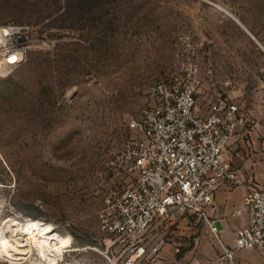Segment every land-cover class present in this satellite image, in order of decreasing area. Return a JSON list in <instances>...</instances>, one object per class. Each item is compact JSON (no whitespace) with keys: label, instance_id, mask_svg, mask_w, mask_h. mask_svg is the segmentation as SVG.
Instances as JSON below:
<instances>
[{"label":"rangeland","instance_id":"374dc122","mask_svg":"<svg viewBox=\"0 0 264 264\" xmlns=\"http://www.w3.org/2000/svg\"><path fill=\"white\" fill-rule=\"evenodd\" d=\"M7 25L35 42L0 81V239L35 219L69 236L58 256L20 264H115L127 250L99 213L161 79L197 69L200 103L241 99L227 155L264 189V0H0Z\"/></svg>","mask_w":264,"mask_h":264},{"label":"built area","instance_id":"2783aa9c","mask_svg":"<svg viewBox=\"0 0 264 264\" xmlns=\"http://www.w3.org/2000/svg\"><path fill=\"white\" fill-rule=\"evenodd\" d=\"M0 60L10 61L18 51L24 59L9 62L11 73L27 57L34 40L30 29L0 26ZM18 30V31H17ZM161 79L149 87L151 105L134 125L138 136L127 141L113 164L119 185L105 199L99 227L121 241L127 250L115 264H139L156 257L158 243L148 244L147 233L158 220L175 215L194 216L208 227L219 246L215 263L239 264L237 254L253 250L264 257V189L246 182L227 155L236 132L247 122L246 112L233 99L219 95L200 103L194 78ZM10 73V74H11ZM3 78H0V81ZM223 184L244 187L250 225L236 231L235 244L227 245L209 211L214 192Z\"/></svg>","mask_w":264,"mask_h":264},{"label":"crops","instance_id":"0c3cea01","mask_svg":"<svg viewBox=\"0 0 264 264\" xmlns=\"http://www.w3.org/2000/svg\"><path fill=\"white\" fill-rule=\"evenodd\" d=\"M235 101L245 111L241 99ZM242 130L243 127L234 136ZM238 174L245 179L241 171ZM245 194L244 187H231L228 184L220 185L214 192L209 215L223 241L230 246L235 244L237 229L250 225L249 210L244 203ZM150 233L152 237L148 244L158 243L159 253L139 264H218L215 263L220 252L218 243L204 222L194 216L175 215L169 220L158 219ZM237 260L239 264H264V257L253 250L240 251Z\"/></svg>","mask_w":264,"mask_h":264},{"label":"bare ground","instance_id":"6f19581e","mask_svg":"<svg viewBox=\"0 0 264 264\" xmlns=\"http://www.w3.org/2000/svg\"><path fill=\"white\" fill-rule=\"evenodd\" d=\"M236 21L255 38L242 22L237 18ZM40 220L35 219L22 225L17 231L21 238L13 237L14 245H11L13 241L5 238H3L4 240L0 239V241L5 242L0 246V264H20L22 260L34 256L35 253L40 257L39 260H48L66 250V244L69 239L68 234L59 233L54 227L51 228L48 223ZM2 237L4 236L1 233Z\"/></svg>","mask_w":264,"mask_h":264},{"label":"clouds","instance_id":"9594fccd","mask_svg":"<svg viewBox=\"0 0 264 264\" xmlns=\"http://www.w3.org/2000/svg\"><path fill=\"white\" fill-rule=\"evenodd\" d=\"M0 32H2L4 36L9 35V31L7 29H0ZM4 43H5V41L3 39H0V45H2ZM23 59H24V57H23L22 53H20L18 51L17 53H15L11 56L10 61L0 60V78H6L8 75H10L12 69L7 68V64L9 62L16 63L18 61H22Z\"/></svg>","mask_w":264,"mask_h":264},{"label":"snow or ice","instance_id":"6c2138e0","mask_svg":"<svg viewBox=\"0 0 264 264\" xmlns=\"http://www.w3.org/2000/svg\"><path fill=\"white\" fill-rule=\"evenodd\" d=\"M25 231H27V229H25ZM3 243H5V242H3V241H0V246H2V244H3Z\"/></svg>","mask_w":264,"mask_h":264}]
</instances>
